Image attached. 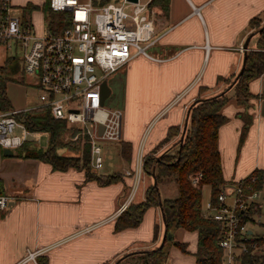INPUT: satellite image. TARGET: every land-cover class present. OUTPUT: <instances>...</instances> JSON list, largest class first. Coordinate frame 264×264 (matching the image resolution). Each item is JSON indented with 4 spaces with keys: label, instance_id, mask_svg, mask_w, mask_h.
I'll list each match as a JSON object with an SVG mask.
<instances>
[{
    "label": "crops",
    "instance_id": "obj_1",
    "mask_svg": "<svg viewBox=\"0 0 264 264\" xmlns=\"http://www.w3.org/2000/svg\"><path fill=\"white\" fill-rule=\"evenodd\" d=\"M152 7L156 14L165 15V27L157 34L159 51L153 54L157 59L137 55L122 67L123 139L109 144L114 148V165L120 169L97 170L121 172L122 179L101 185L87 180L81 168L58 170L38 158L1 152L0 191L9 202L0 211V264H35L27 257L35 250H39L35 258L39 264H43L40 258L46 264H103L125 252L161 244L165 225L154 206L145 211L138 226L114 229L121 205L136 191L144 195L141 182L133 194L134 177L126 172L136 169L140 153L151 150L169 126L183 125L195 99L228 86L219 77H236L243 63V43L253 31L249 21L256 15L264 18V0H170L167 13ZM256 42L253 35L248 50L257 48ZM249 89L254 96L247 109L253 121L241 144L239 112L245 106L236 101L233 88L221 108L228 117L218 133L227 182L248 177L255 169L264 171V72L250 81ZM161 193L173 197L176 190L165 186ZM156 222L158 236L153 240ZM174 236L188 243L189 252L172 245L169 256L173 251L176 264H195L197 232L177 228Z\"/></svg>",
    "mask_w": 264,
    "mask_h": 264
},
{
    "label": "built area",
    "instance_id": "obj_2",
    "mask_svg": "<svg viewBox=\"0 0 264 264\" xmlns=\"http://www.w3.org/2000/svg\"><path fill=\"white\" fill-rule=\"evenodd\" d=\"M150 1L49 0L51 9L70 12L69 23L60 33H37L13 13L11 0H0V44H6L7 51L12 52L9 56L21 50L25 71L34 76L40 87L42 103L37 106H48L55 118L66 119L69 126L79 128L66 139L75 141L80 133L87 135L91 162L96 170L104 162L101 142L123 139L122 110L101 104L103 80L137 55L157 59L147 51L158 40L156 10L150 6ZM26 109L29 108L0 110V146L3 148L14 152L31 140L28 138L31 131L15 116ZM142 158L140 153L136 169L126 172L134 177L133 194L140 181ZM191 178L197 184L202 173L197 172ZM256 181L254 174L236 182L226 181L217 200L210 199L203 204L204 213L221 227V264H240L243 252H264L260 235H255L254 228L249 226L260 223L261 219ZM228 195H233L230 202ZM8 202V195L0 193V211L8 207ZM128 203L124 202L119 211ZM38 252L29 251L27 255L35 264H39L35 259Z\"/></svg>",
    "mask_w": 264,
    "mask_h": 264
},
{
    "label": "trees",
    "instance_id": "obj_3",
    "mask_svg": "<svg viewBox=\"0 0 264 264\" xmlns=\"http://www.w3.org/2000/svg\"><path fill=\"white\" fill-rule=\"evenodd\" d=\"M169 4L170 0L150 1V6H158L164 13L168 12ZM25 7L29 9L41 7L50 14L55 11L51 9L49 0H44L41 6L27 3ZM57 12H60L62 19L56 30L60 33L69 23L70 12L68 10ZM262 26H264L262 15H256L249 21V27L257 38V48L247 51L244 70L240 76L235 81V77H219V81L227 82L228 86L223 91L201 97L197 102L192 103L188 108V118H185L183 125L169 126L166 135L143 155L139 183L142 184L144 181V195L136 191L126 208L116 218L114 225L116 231L135 227L141 223L149 207H157L160 209L161 216L162 212L165 215V220L162 219V222L166 227L167 235L170 234L171 238L166 236L162 246L157 244L136 252H125L103 264H132L135 261H140L141 264H166L171 245L177 246L183 252H189L188 243L175 238L174 231L177 228L197 232V246L193 253L196 258L195 264L222 263L223 248L219 244L221 227L217 221L204 213L202 187L209 185L212 192L211 199L216 201L221 186L226 182L218 145V133L220 126L228 120V117L221 112V108L231 98L227 92L230 88H233L236 101L245 106V110L239 112L243 119L240 144L244 141L252 124L253 116L247 108L254 94L249 89V83L264 72V27L261 29ZM12 59L9 58L8 61ZM7 72L8 62L0 66V110L14 108L6 94ZM15 116L30 131L47 132L50 140L46 148L40 147L34 140H27L14 151L13 155L38 158L49 162L54 169L58 170H66L70 167L81 168L87 180H96L101 185L122 179L121 172L111 174L97 172L91 163V145L86 134L80 133L77 140L63 143L65 131L68 130L74 135L79 128L69 126L66 119L55 118L48 106L40 105L20 110ZM185 122L187 125L184 128ZM69 143L79 147L80 152L76 153L68 149L67 153L62 154L58 151L61 146L68 148ZM169 143L171 145L157 155V152ZM197 172L202 173V178L194 184L191 177ZM252 174L257 175L254 185L259 188L263 181L264 171L255 169ZM154 178H156L157 185L154 184ZM167 179H172L176 185L178 191L176 196H162L160 185ZM157 236L158 222L155 223L153 240ZM259 239L261 243H264V237L260 236ZM39 261L46 264L42 258ZM240 264H264V252H243Z\"/></svg>",
    "mask_w": 264,
    "mask_h": 264
},
{
    "label": "rangeland",
    "instance_id": "obj_4",
    "mask_svg": "<svg viewBox=\"0 0 264 264\" xmlns=\"http://www.w3.org/2000/svg\"><path fill=\"white\" fill-rule=\"evenodd\" d=\"M110 1L119 2L120 0H110ZM142 1H145V0H142ZM11 2L13 4V8H12L13 13L21 17L23 22L26 25H29L32 30L36 31L37 33H42L44 31L46 32L51 31V32L57 33L56 31L57 27L59 26L62 20L59 15L60 12L53 11L52 14H50L49 11L44 10L41 7L39 8L35 7L33 9H29L25 7L27 3L37 4V3L44 2V0H11ZM39 6H41V4ZM154 19L156 23V35H157L165 27V15L156 14ZM158 47H159V44L156 43L148 47L147 51L155 55L157 51H159ZM9 55H12V52L10 50L7 51L6 44H0V66L8 62V72L6 74L8 78V81L6 83V94L11 102L12 107L30 108V107L41 104L42 100L40 99V87L34 81V76L32 74H28L25 71L24 63H23L22 55H21V50L18 49L17 55L15 52L13 56H9ZM9 58H13V59L11 61H8ZM108 82H109V85L112 91L110 95L107 96V98L105 99L104 106L109 109H113V108L122 109L125 103V91H126L125 89V70L120 68L115 73H112L108 77ZM67 131H65L63 134V141H64L63 143H66L67 141L69 142L72 141L70 138L66 139L67 135L69 137L71 136V132L68 131L69 132L68 133ZM28 138L31 140H34L40 147L46 148L49 145L50 135L45 131H31ZM109 144L111 143L108 141L101 142V145L103 147L102 154L103 156L106 154V157L104 158L103 166L99 169L100 172H103L105 170L116 171L120 169L119 165H116V166L114 165L115 164V161L113 158L114 148H112ZM170 145L171 143L162 147L159 150V152H157V155L165 151V149ZM3 149L4 148L0 146V153L3 152ZM68 149L76 153L80 152L79 147H76L75 145H71V143H69L68 148L65 146L59 147L58 151L64 154L68 152ZM141 186L142 187L144 186V181H142ZM165 186H167L168 188H175L176 193L174 196L178 194L177 187L172 181V179H167L164 183H161L160 185L161 191L163 187ZM258 190L260 191V196L258 198V201L260 202L259 212L261 214V219H260V223H252L249 226L254 228L255 235H258V236L260 235L264 237V178ZM211 196H212V192H211L210 186L203 185L202 187L203 203L210 200ZM232 197L233 195H228L227 200L230 202L232 200ZM177 249L179 248L177 247ZM177 249L175 248L176 251H178ZM176 255L177 254L175 252L170 251V256H169L167 264H173L174 262L176 264L177 262ZM191 263L194 264L192 261ZM132 264H141V262L135 261Z\"/></svg>",
    "mask_w": 264,
    "mask_h": 264
},
{
    "label": "water",
    "instance_id": "obj_5",
    "mask_svg": "<svg viewBox=\"0 0 264 264\" xmlns=\"http://www.w3.org/2000/svg\"><path fill=\"white\" fill-rule=\"evenodd\" d=\"M263 27H264V26H262L261 29H262ZM253 35H254V31L250 32V33L247 35V37H246V39H245V41H244V43H243V46H242L243 51H244L243 63H242V66H241L239 72L237 73V75H236L234 81L240 76V74H241V73L243 72V70H244V66H245V62H246V58H247L248 44H249V41H250V39H251V37H252ZM230 85H232V83H231ZM111 91H112V89H111V87H110V85H109L108 78H105V79L103 80V82H102V88H101V104H104V103H105V99L107 98V96L110 95ZM199 99H201V98L195 99V101H194L193 103L197 102ZM188 115H189V111L187 112L186 118H188ZM186 125H187V122H185V124H184V128L186 127ZM181 139H182V137H181ZM3 153L6 154V155H12V154H13V151H12L11 149H9V148H4V149H3ZM154 173H155V171H154V168H153V174H154ZM154 184L157 185L156 178H154ZM162 219H163V221L165 220V215H164L163 212H162ZM164 230H165V231H164L163 239H162V242H161L160 246H162V244L164 243V239H165L166 236H168V237L171 238V235H170V234L167 235V233H166V227H165ZM131 252H136V251H131ZM131 252H129V253H131Z\"/></svg>",
    "mask_w": 264,
    "mask_h": 264
}]
</instances>
